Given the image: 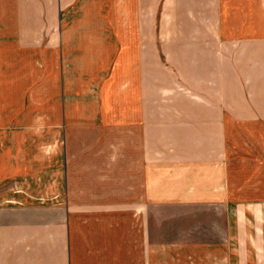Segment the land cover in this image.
Masks as SVG:
<instances>
[{
  "label": "crops",
  "instance_id": "crops-1",
  "mask_svg": "<svg viewBox=\"0 0 264 264\" xmlns=\"http://www.w3.org/2000/svg\"><path fill=\"white\" fill-rule=\"evenodd\" d=\"M0 264H264V0H0Z\"/></svg>",
  "mask_w": 264,
  "mask_h": 264
}]
</instances>
